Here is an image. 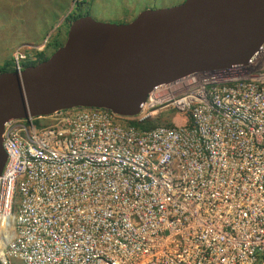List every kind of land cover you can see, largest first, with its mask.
I'll return each instance as SVG.
<instances>
[{
    "label": "built area",
    "instance_id": "2783aa9c",
    "mask_svg": "<svg viewBox=\"0 0 264 264\" xmlns=\"http://www.w3.org/2000/svg\"><path fill=\"white\" fill-rule=\"evenodd\" d=\"M257 58L163 85L134 117L73 108L6 122L0 264H264ZM167 111L186 122H154Z\"/></svg>",
    "mask_w": 264,
    "mask_h": 264
},
{
    "label": "water",
    "instance_id": "95a60500",
    "mask_svg": "<svg viewBox=\"0 0 264 264\" xmlns=\"http://www.w3.org/2000/svg\"><path fill=\"white\" fill-rule=\"evenodd\" d=\"M264 50V0H184L125 24L78 17L50 57L0 73L3 125L73 108L134 117L148 95L186 75L249 65Z\"/></svg>",
    "mask_w": 264,
    "mask_h": 264
},
{
    "label": "rangeland",
    "instance_id": "374dc122",
    "mask_svg": "<svg viewBox=\"0 0 264 264\" xmlns=\"http://www.w3.org/2000/svg\"><path fill=\"white\" fill-rule=\"evenodd\" d=\"M183 1L0 0V73L14 71V53L25 56L26 66L46 60L63 45L69 25L77 17L88 15L103 23L125 24L143 10L169 8ZM254 63L256 73L264 72V55ZM185 120L184 115L167 111L154 122L181 125ZM34 126L40 129L47 124L41 120Z\"/></svg>",
    "mask_w": 264,
    "mask_h": 264
},
{
    "label": "trees",
    "instance_id": "16d2710c",
    "mask_svg": "<svg viewBox=\"0 0 264 264\" xmlns=\"http://www.w3.org/2000/svg\"><path fill=\"white\" fill-rule=\"evenodd\" d=\"M78 18V17H77ZM75 20V19H74Z\"/></svg>",
    "mask_w": 264,
    "mask_h": 264
}]
</instances>
